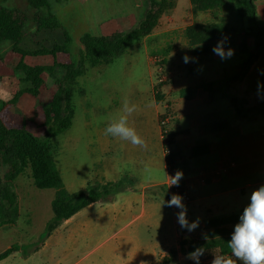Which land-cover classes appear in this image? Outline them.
Here are the masks:
<instances>
[{"label":"crops","instance_id":"obj_1","mask_svg":"<svg viewBox=\"0 0 264 264\" xmlns=\"http://www.w3.org/2000/svg\"><path fill=\"white\" fill-rule=\"evenodd\" d=\"M172 1L175 5L169 11L177 7L176 1ZM188 1L192 10L190 0ZM205 13L209 12H198L197 14L203 16ZM162 17L153 32L139 43L145 51L147 47L144 46V42L162 35L156 32ZM106 19L110 20L111 17ZM105 21L102 20L101 22ZM227 37L228 40L224 42L222 47L225 51L229 48L234 49L232 57L222 60L220 56L213 53V47L223 39L222 37L213 41L210 44V51L205 54L195 55L190 49L189 62L196 66L195 73L182 78V69H178L176 66L171 70L168 69V80L164 84L160 86L155 82L152 84V93L147 98L149 101L147 113L129 118L130 124L144 139V146H133L128 141L105 135V132L99 131L105 129L109 119L102 123L96 131L90 129L89 121H87L85 130L81 134L74 133L68 136L69 139L62 143L67 150V155L64 157L63 174L59 167L57 168L58 164L54 159L56 169L60 174L62 189L70 194L80 191L87 192L83 190L71 192L64 188V182L68 190H72L78 185L79 178L72 156L80 145L79 140L81 139H86L84 142L86 148L98 149L102 156L107 157L105 161L99 158L95 159V163L87 171L88 175L84 181L87 187L118 183L120 188L115 190L107 200L92 203L63 221L42 242L33 245L34 247L27 246L29 251H24L23 244L20 246L13 245L17 247V250L7 258L16 252H20V264H155L158 262L159 257L165 256L170 250L174 239L180 237L179 228L181 227L177 222L176 215L171 223L162 219L161 204L169 199L166 185L168 156L164 151L166 146L172 152L171 165L184 174V186L190 196V202L187 205L189 224L199 220V228L206 226L212 219L232 215H239L240 217L243 214L244 208L250 203L252 192L264 185V118H262L264 112L250 114L246 117L238 116L229 98L220 88L221 84L224 83L226 71L231 68L240 71L245 63L243 54L248 52V50L245 53L241 52V54L237 52L242 42V33L231 30ZM80 39L79 54L83 48ZM63 42L64 35L63 41L59 45ZM74 42L73 39L71 47H73ZM71 52L72 48L70 54L57 53L56 57L51 56L52 63L48 65L57 64L54 69L55 76L59 65L65 69V65L71 63L69 61L61 65L59 55L62 54L71 58ZM202 55L207 56L201 58L200 63L196 62L197 56ZM19 56L20 61L21 55ZM27 57L29 55L24 57L25 62ZM96 68L99 69L100 67ZM90 71L91 69L87 73ZM204 73L215 78L206 82L194 81V76ZM21 77L24 83L21 88L20 85L15 86L17 77L8 80L3 76L0 79V116L9 128H23L30 133L33 131L45 137V131H42V128L46 130V125L36 121L34 116H36V104L41 99L42 94L48 90L49 85L47 84V88L37 98L24 93L12 104L11 100L17 92L32 86L29 81L25 80V77ZM246 81L249 82V79ZM209 82L212 83V87L206 89L204 85ZM260 83H262V79ZM231 84L229 85L232 90L230 93L234 89V85ZM11 88L13 93L9 92ZM184 89H188L186 93L188 97L182 95ZM5 93L7 94L6 97ZM76 94H80L81 97L88 95L86 90L80 91L77 88L74 96ZM157 95H159V101ZM28 100L31 102V107L28 108L30 117L27 114V107L23 106L28 105ZM50 100L47 104L48 107L43 108L44 111L48 110ZM73 104L75 115L72 124L64 132L73 126L78 112L74 100ZM117 106L119 107V104ZM86 107H90L92 110L90 105L87 104ZM161 107L164 108V111H161ZM16 108H20L22 111L17 112ZM100 108L101 106L94 105L93 111L96 112ZM166 113H170L173 117L169 125L167 144L162 139L159 124V117ZM104 118H110V116ZM223 121H227L229 127L219 130L217 123ZM203 146L208 148L207 153L198 156L192 154L194 148ZM120 154H125L122 156L124 158L123 166L114 165L110 167L108 162L115 160ZM54 199L51 200V208ZM0 201L7 209V199V202L4 203L0 197ZM18 201L21 216V210L24 206L22 207L19 196ZM170 209L176 213L173 208ZM15 225L5 224L2 226L14 227ZM94 242H98L97 245L90 248ZM87 250L88 253L80 258V255L82 256ZM94 251H97L98 259H91L87 262L85 258Z\"/></svg>","mask_w":264,"mask_h":264},{"label":"rangeland","instance_id":"obj_2","mask_svg":"<svg viewBox=\"0 0 264 264\" xmlns=\"http://www.w3.org/2000/svg\"><path fill=\"white\" fill-rule=\"evenodd\" d=\"M175 1L177 7L164 14L161 24L156 30L162 35L144 42V46L146 45L147 47L146 51L141 44L133 45L129 48L128 53L114 58L112 63L101 66L99 69L92 68L89 73L80 75L77 78V89L80 91L82 89L86 90L88 95L87 97H81L80 94L74 96L73 100L77 105L78 112L73 126L67 132L51 140L53 145L52 155L55 162L57 161V168L59 167L62 174L64 173L65 165L64 157L67 155V150L62 143L69 139L68 136L71 134H81L85 130L87 121H89L90 129L96 131L101 127L102 123L109 119L104 117H112L119 112L125 98L137 105V111L132 116L147 113L149 109L147 98L152 93V84L154 82L156 84H164L168 80V69L171 70L176 68V66L178 69H182V78H186L196 72V66L190 62L185 64L182 61L183 55L187 54L189 58L191 56L189 43L185 35L187 26L196 22L224 20L234 32H240L243 35L252 33L247 18L241 20L227 9L217 13H205L202 16L192 12L188 0ZM49 2L51 5L50 9H42L40 11L31 7L28 0H6L4 2L7 7L18 9L27 15L24 28L25 38L21 43V48L31 53L26 58V62L29 64L48 65L52 63V55H32V52L39 49H51L55 45H59L63 41L64 30L68 31V34L75 42L73 47H71V58L60 54L59 62L62 65L69 61H77L80 49L79 39L84 34L90 33L94 36L109 37L117 32H126L138 25L146 9L144 0H49ZM257 4L259 7L257 17L264 28V2L257 0ZM48 13L54 14L60 21L61 27L59 29H40L38 27L35 17L37 15H47ZM107 17H111V19L107 20ZM102 20L107 21L102 23ZM246 47L248 52L243 54L245 58L244 65L240 68V71L235 68L227 70L224 83L221 84L220 88L224 94H226L228 89L229 92L232 91L229 85L233 81L234 89L231 94L239 99H244L246 108H261L264 107V99L257 97V83L261 79L262 83L264 82V75L261 74L264 71V42L259 46L260 49H256L253 35H247ZM237 52L240 54L242 52L241 43ZM0 55V79L3 76L8 80H11L12 77H17L15 86L18 87L20 85L21 88L24 85L21 76L24 78V74L15 69L20 56L12 50V44L9 42L2 44ZM205 56L207 55L197 56L196 62L200 63L201 58ZM252 56L254 59H252ZM59 66L55 77L45 76L49 88L42 94L41 99L36 104V116L33 115L36 121L45 125H48L50 117L47 110L44 111L43 108L48 107V101L55 89V79L63 78L66 73V68ZM211 77V75L204 73L194 76L193 79L196 82H206L215 78ZM245 77L249 79V82L244 79ZM9 92L13 93L14 91L11 88ZM27 104L23 106L27 107L28 114L31 102L28 100ZM87 104L92 107V110L90 107H86ZM118 104L119 107L117 106ZM94 105H99L101 108L94 112ZM16 109L17 112L22 111L20 108ZM161 111H164L163 107H161ZM28 117H30L29 114ZM262 118H264V115H262ZM104 130L99 131L104 132ZM42 131H45V129L42 128ZM32 134L38 138L44 137L33 131ZM85 141L86 139L79 140L80 145L72 156L79 178L78 185L72 190H68L64 182V188L67 191H88L89 187L84 182L88 175L87 171L91 169L96 158L102 161L107 159V157L100 154V150L86 148L84 146ZM166 150H168L167 146L164 150L165 154ZM124 155L120 154L115 160L109 161L110 167L114 165L123 166L124 158L122 156ZM14 188L24 208L21 210V216L19 213L18 218L15 220L16 225L14 227L0 226V253L8 247L13 245L20 246V244L24 245L25 252L29 251L30 249L27 246H33L45 239L43 236L46 230V223L53 217L50 203L55 198L57 189H37L33 184V178L29 170L17 178L14 182ZM0 197L4 203L7 202L4 190L0 192ZM162 204V219H165L167 223H171L175 218V213L170 208L163 207ZM235 225L229 228L234 229ZM179 230L180 237L174 239L173 245L169 248L170 250L165 256H160L155 264H195V261L186 259L188 253L183 254L180 251V242L185 239L208 242L211 239V237H207V234L212 230L209 223L206 226L197 227L193 232H188L187 228L181 227ZM97 243L91 244L90 248L95 247ZM207 245L204 249L205 254L200 258V264H211L215 256L236 260L231 253H223L222 249H211L208 248L210 244ZM172 249L175 254L171 257L170 252ZM87 253L88 250L82 256L80 255V258ZM91 259H98L97 251L85 258L87 262ZM0 264H20V252H16L13 256L0 261ZM236 264H242V261L236 260Z\"/></svg>","mask_w":264,"mask_h":264},{"label":"trees","instance_id":"obj_3","mask_svg":"<svg viewBox=\"0 0 264 264\" xmlns=\"http://www.w3.org/2000/svg\"><path fill=\"white\" fill-rule=\"evenodd\" d=\"M0 0V50L2 44L9 42L12 44V50L21 55V60L16 65V71L24 74L25 80L32 86L26 90H20L11 100L13 104L24 93H28L37 98L40 93L47 88L45 76L55 77L54 65H36L32 66L24 61V57L31 55L21 48L24 41V28L26 26L27 15L18 9L7 7ZM146 9L138 25L123 32L116 33L109 37L94 36L90 33L84 34L80 42L83 46L77 61H71L65 65L66 73L62 79H55L56 91L54 92L47 110L50 117L49 124L46 125L45 137L38 138L27 130L9 128L6 126L0 116V192L4 190L8 201V208L2 205L0 201V226L5 224H16L15 220L20 213V204L14 188V182L25 171H30L34 185L38 189H58V193L52 202L53 217L48 222L43 238H46L63 221L69 219L78 211L100 200H107L115 190L120 188L118 183L105 185H94L87 192H77L70 194L62 189L60 174L56 169L52 155L51 140L64 132L72 124L75 115V106L73 96L77 88V78L87 73L90 69L101 67L112 63L114 58L126 54L133 45L139 44L150 35L158 26L162 15L174 7L172 0H144ZM257 0H190L192 11L217 13L224 9L229 10L239 19H248L250 31L252 33L243 35L241 42V51L245 53L246 36L253 35L256 49L264 41L263 24L257 17ZM31 7L38 11L50 9L49 0H28ZM35 22L40 29L60 28L61 23L54 14L37 15ZM231 29L224 21H211L208 23H193L185 30L190 49L193 54L200 55L210 51V44L227 36ZM65 41L62 45H55L51 49H39L32 52V55L50 54L56 57L57 53L70 54L72 37L64 30ZM1 56V55H0ZM256 54L254 55L255 58ZM252 56V59H254ZM161 84H158L160 86ZM157 86V87H158ZM207 89L212 87L209 82L204 85ZM188 89L182 90V95L186 94ZM226 96L229 98L236 114L240 117H246L250 114L264 112V107L246 108L245 100L239 99L228 90ZM159 101V95H157ZM170 113L159 117V122ZM229 127L227 121L217 123L219 130ZM206 146L193 149L194 156L207 153ZM172 166V165H171ZM239 221V215H232L220 219H212L209 222L211 232L207 237H211L208 242L201 240H182L180 242V251L187 254L195 250L196 247L222 249L223 253H231L227 241L230 239L234 229L228 226ZM207 245V246H206ZM17 250L12 246L0 254V261L7 258ZM175 254L173 249L170 252L172 257Z\"/></svg>","mask_w":264,"mask_h":264},{"label":"clouds","instance_id":"obj_4","mask_svg":"<svg viewBox=\"0 0 264 264\" xmlns=\"http://www.w3.org/2000/svg\"><path fill=\"white\" fill-rule=\"evenodd\" d=\"M227 40L228 37L224 36L212 49L213 53L220 56L222 60L234 55V49L229 48L225 51L222 47ZM182 61L188 64L190 61L189 56L187 54L183 55ZM261 74L264 75V71ZM257 97L264 99V83H257ZM136 111L137 105L125 98L119 112L109 118L104 130L105 135L128 141L133 146H144V139L129 122V118ZM183 175L181 170H177L174 175L168 174L171 182L170 187H179ZM162 206L177 209L175 213L177 222L181 228H187L188 232H193L199 226V220L189 224L187 220L188 209L182 195L172 193L169 199L163 201ZM227 244L231 255L236 260L242 261V264H264V185L259 186L252 192L250 203L244 208L243 214L234 226ZM204 254L203 247H196L194 251L187 254L186 259L195 261V264H200V258ZM236 260L215 256L211 264H236Z\"/></svg>","mask_w":264,"mask_h":264},{"label":"built area","instance_id":"obj_5","mask_svg":"<svg viewBox=\"0 0 264 264\" xmlns=\"http://www.w3.org/2000/svg\"><path fill=\"white\" fill-rule=\"evenodd\" d=\"M172 120H173L172 115H167L165 118H163L159 122L161 130H162L161 136H162V139L164 140V142H166V144L168 143L167 139H168V136H169V125L172 122ZM166 156H168V174L174 175L177 170L174 169L173 166H171V161H172L170 159V157L172 156L171 150H169V149L166 150ZM170 183H171L170 182V178L168 176L167 181H166V185H167V188H168V197L170 198L172 193L180 194L184 198V203L186 205H188L189 202H190V196H189V194L187 193V191L185 189L184 180L182 179L180 181V186L179 187H170ZM173 210L175 212H177V209L173 208Z\"/></svg>","mask_w":264,"mask_h":264}]
</instances>
